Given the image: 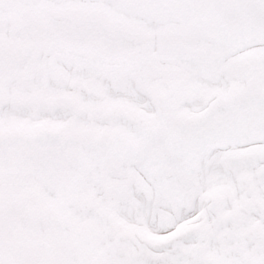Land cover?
Here are the masks:
<instances>
[{"label":"snow or ice","instance_id":"snow-or-ice-1","mask_svg":"<svg viewBox=\"0 0 264 264\" xmlns=\"http://www.w3.org/2000/svg\"><path fill=\"white\" fill-rule=\"evenodd\" d=\"M0 264H264V0H0Z\"/></svg>","mask_w":264,"mask_h":264}]
</instances>
